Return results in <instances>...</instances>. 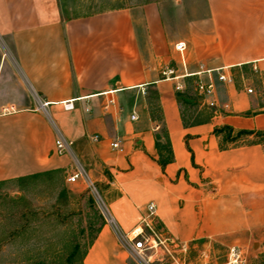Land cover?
Wrapping results in <instances>:
<instances>
[{"label": "crops", "instance_id": "1", "mask_svg": "<svg viewBox=\"0 0 264 264\" xmlns=\"http://www.w3.org/2000/svg\"><path fill=\"white\" fill-rule=\"evenodd\" d=\"M183 1L200 9L173 35L156 4L65 16L61 0H0V181L81 170L122 233L141 228L152 202L151 227L185 245L176 263L227 264L218 257L229 247L264 240V138L221 149L213 134L222 125L264 131V0ZM165 67L175 77L163 78ZM197 81L213 84V105L197 104L209 118L183 125L177 95H197ZM161 124L172 153L163 166L154 145ZM57 137L71 141L62 153ZM82 182L63 181L70 194ZM160 258L152 264H176ZM82 264L134 263L101 223Z\"/></svg>", "mask_w": 264, "mask_h": 264}, {"label": "rangeland", "instance_id": "2", "mask_svg": "<svg viewBox=\"0 0 264 264\" xmlns=\"http://www.w3.org/2000/svg\"><path fill=\"white\" fill-rule=\"evenodd\" d=\"M150 4L158 6L159 21L173 35L180 32L192 13L200 9L198 2L183 0H61L65 16L123 6L143 9ZM187 94L193 95L191 90ZM181 109L191 117L201 111L194 104L182 105ZM202 117L203 112L197 118ZM56 187L47 179L28 181L23 185L13 181L0 184V264H79L82 252L103 219L84 183L82 191L72 194L65 207L60 209V216L54 215ZM25 208L30 210H26L29 212L23 219L21 212ZM73 243L78 247L70 254ZM242 253L244 264H264V240ZM218 261H226L223 253ZM192 264L211 263L207 256Z\"/></svg>", "mask_w": 264, "mask_h": 264}, {"label": "built area", "instance_id": "3", "mask_svg": "<svg viewBox=\"0 0 264 264\" xmlns=\"http://www.w3.org/2000/svg\"><path fill=\"white\" fill-rule=\"evenodd\" d=\"M173 48L179 54H182L185 48L182 41L175 42ZM160 74L165 79H170L175 77L173 70L170 67H165L161 70ZM217 79L223 82H230L231 78L225 76L223 73L217 75ZM182 88L181 84H175V89L180 90ZM194 90L199 97V101L205 103L207 107H211L213 102L209 99L213 92V84L211 82L203 83L197 81L194 84ZM246 92H252L250 87H246ZM113 103L111 98L107 99L102 105L103 110H107L108 107ZM41 106V105H40ZM61 107L64 110L72 109V100H67L61 103ZM134 119V116H130ZM98 135L94 134L92 139H97ZM55 151L57 153H62L67 147L71 145V141L65 140L62 137H57L54 141ZM110 147L113 149H120L118 141L114 140L109 143ZM80 178L88 193L94 199L100 215L103 219V223L108 224L112 231L115 233L117 240L126 249L129 258L134 264H152L155 260H161V255L165 254L172 259L175 263L177 262L174 252L176 249L184 250V244H178L171 241L169 238L163 236L161 233L155 231L150 223L149 219L153 215L154 205L152 202L146 204L147 214L141 219V228L137 227L133 229L128 235L120 231L116 226L113 217L111 216L107 206L101 198L95 184L91 181L87 175L81 170H76L69 175H66V182H74L76 179ZM226 262L227 264H244L245 257L242 251L238 247H229L226 252ZM179 263V262H178ZM176 263V264H178ZM180 264V263H179Z\"/></svg>", "mask_w": 264, "mask_h": 264}, {"label": "trees", "instance_id": "4", "mask_svg": "<svg viewBox=\"0 0 264 264\" xmlns=\"http://www.w3.org/2000/svg\"><path fill=\"white\" fill-rule=\"evenodd\" d=\"M198 100H199V97L195 94H193L192 96H189L186 93L177 95V101L179 102L180 108L182 105H189V104L197 105L199 102ZM153 108H154L153 110L157 109L156 106H154ZM202 112L203 111L197 112L196 115H194V117L196 116L200 117ZM203 114H204V117L200 119L196 117L195 119L194 117H191L190 114L185 115L182 109L180 110V116H181V121L183 125L194 124V123H197L203 120H207L209 118V114H205V113ZM213 134L218 138V146L221 149L227 148L228 146H238L241 144L253 143L256 141L254 137L260 136L264 138V131L244 130V129L234 130L230 126H227V125H222V126L213 128ZM154 138H155L154 145H155V149L157 151V156H158L157 161L161 166H163L172 160V153L170 149L168 135H167L166 128L163 124L160 125L158 131L154 134ZM37 179H47V181H50L51 183L53 182L56 184L57 187L55 189L54 206H53L52 212L54 213V215L59 217L60 212H61L60 209L62 207H65V205L68 203L70 198H72V194L68 193L64 186L62 171L60 169H50V170L34 172L31 174L18 176L12 179L2 180L0 181V184L13 181L20 185H23L24 183H27L28 181H36ZM26 210H30V209L25 208L21 212L22 218L26 216L27 212H29ZM31 212L35 213V211H31ZM92 238L93 236L91 237L88 244L91 242ZM71 247H72L71 249L72 251L70 254H72V252L77 249L78 245L77 243H73ZM85 250H86V247L80 256L79 264H82V256Z\"/></svg>", "mask_w": 264, "mask_h": 264}, {"label": "water", "instance_id": "5", "mask_svg": "<svg viewBox=\"0 0 264 264\" xmlns=\"http://www.w3.org/2000/svg\"><path fill=\"white\" fill-rule=\"evenodd\" d=\"M254 246H255V244H254Z\"/></svg>", "mask_w": 264, "mask_h": 264}]
</instances>
